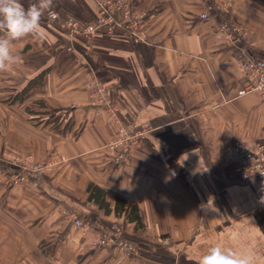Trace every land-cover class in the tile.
<instances>
[{
	"label": "crops",
	"instance_id": "obj_1",
	"mask_svg": "<svg viewBox=\"0 0 264 264\" xmlns=\"http://www.w3.org/2000/svg\"><path fill=\"white\" fill-rule=\"evenodd\" d=\"M131 5L145 15L138 36L70 35L46 13L43 40L14 43L20 63L0 72V264H197L217 244L264 264V179L242 182L239 164L224 162L225 149L243 141L263 148L251 161L264 165V101L238 95L242 47L264 60V0ZM51 11L81 25L99 12L96 0H55ZM223 25L236 28L241 43L220 41ZM36 54L48 59L40 70L24 64ZM46 69L23 102H2ZM91 81L103 86L116 115L94 106ZM53 116L72 129L54 131L46 124ZM133 125L151 132L117 165L107 145L119 127ZM61 158L54 169L7 185L17 159L33 167ZM91 183L106 191L111 208L120 196L137 205L145 228L90 203ZM73 215L89 229L73 226ZM103 235L108 246L96 244Z\"/></svg>",
	"mask_w": 264,
	"mask_h": 264
},
{
	"label": "built area",
	"instance_id": "obj_2",
	"mask_svg": "<svg viewBox=\"0 0 264 264\" xmlns=\"http://www.w3.org/2000/svg\"><path fill=\"white\" fill-rule=\"evenodd\" d=\"M135 0H96L98 7V16L89 24L81 25L74 19H61L55 13L54 19H49L51 22H58L59 27L67 31L70 35H81L88 37L98 32H105L107 34H114L116 31H123L132 36H138L139 28L144 20L145 15L136 14L133 11L132 5ZM53 12V11H52ZM49 18V17H48ZM202 20L208 19V14L200 15ZM219 40H224L227 43H241V36L236 28L228 25H223L220 29ZM240 36V39H238ZM243 58V73L244 79L241 88L238 92L240 97L248 94H258L262 101H264V91H257L256 86L258 81L264 80V60L255 57L247 47H242L240 54ZM90 91V96L94 106L98 108L105 107L113 115H116L117 109L115 104L106 97L105 89L95 81L87 84ZM151 132L150 128H142L138 126L119 127L112 140L107 145V150L113 156V162L117 165H125L128 163L132 152L138 148L146 136ZM263 148H259L262 150ZM254 151L246 142L239 141L229 145L224 152V162L226 164L238 163V171L241 175L242 182L249 183L264 179V165L261 162L251 161V158L258 153ZM66 161L65 158L50 159L45 162L38 163L33 167L27 166V161L24 159H17L9 167L8 170L15 171V173L7 174V185L18 186L24 183L27 179V172H41L43 170L54 169L59 162ZM70 220L77 229L88 230L89 224L84 220L71 216ZM115 234H118V229L112 228ZM110 240L106 236L96 241V244L108 246ZM120 245L125 248L129 246L123 242Z\"/></svg>",
	"mask_w": 264,
	"mask_h": 264
},
{
	"label": "clouds",
	"instance_id": "obj_3",
	"mask_svg": "<svg viewBox=\"0 0 264 264\" xmlns=\"http://www.w3.org/2000/svg\"><path fill=\"white\" fill-rule=\"evenodd\" d=\"M54 3L55 0H29L26 7L22 0H0V72L10 71L20 63L13 51L15 42L28 37L38 41L45 38L41 20L46 13L49 19L55 18L51 11ZM256 90L264 91V80L258 81ZM197 264H252V260L217 244L209 247Z\"/></svg>",
	"mask_w": 264,
	"mask_h": 264
},
{
	"label": "trees",
	"instance_id": "obj_4",
	"mask_svg": "<svg viewBox=\"0 0 264 264\" xmlns=\"http://www.w3.org/2000/svg\"><path fill=\"white\" fill-rule=\"evenodd\" d=\"M47 58L42 56L41 54H36L29 56L25 59V63L28 66H31L37 70H40V68L44 67L47 63ZM49 71V69L41 71L37 76H35L34 79L29 81L24 88L20 91L19 94H16L14 97L8 99L7 101H2L4 104H14L18 101L23 102L24 97L27 95V93L35 88L36 86H40L43 83V79L45 74ZM38 104L42 107H45L44 102H38ZM28 112L30 114H34L31 109H28ZM48 114V113H46ZM47 125H51L52 129L54 131H57L59 133H66L72 129V124L70 120H66L65 118L60 117H51L47 122ZM88 200L90 203L95 204L100 211H103L105 215H111L114 214L117 218H125L129 223L134 224L136 229H144L145 225L143 224L139 208L137 205H131L129 204L125 199L120 197H117L115 199V205L113 208H111L108 200H107V194L104 189L99 187L96 184H90L88 186Z\"/></svg>",
	"mask_w": 264,
	"mask_h": 264
},
{
	"label": "rangeland",
	"instance_id": "obj_5",
	"mask_svg": "<svg viewBox=\"0 0 264 264\" xmlns=\"http://www.w3.org/2000/svg\"><path fill=\"white\" fill-rule=\"evenodd\" d=\"M6 170H8V169H6Z\"/></svg>",
	"mask_w": 264,
	"mask_h": 264
}]
</instances>
